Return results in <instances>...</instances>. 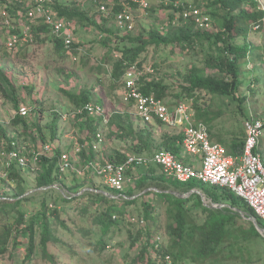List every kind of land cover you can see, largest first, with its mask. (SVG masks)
Here are the masks:
<instances>
[{"label": "rangeland", "instance_id": "1", "mask_svg": "<svg viewBox=\"0 0 264 264\" xmlns=\"http://www.w3.org/2000/svg\"><path fill=\"white\" fill-rule=\"evenodd\" d=\"M149 1L151 9L147 14L138 9L134 15L135 27L128 32L119 28L113 17L105 18L93 3L80 4L78 8L86 11L88 17L85 23L75 20L79 26L80 50L75 49L74 53L66 55L56 52L53 35L47 27L39 30L32 44L8 52L4 44L2 12L5 0H0V149L3 141L14 140L25 151L36 150L43 142H49L56 147L54 152H68L73 163L65 171L62 182L45 185L42 183L41 158L33 159L28 168L19 169L14 164L6 168L0 162V232L4 223L10 221L21 241L15 246L13 231L0 264H142L139 256L153 237L160 234L167 248L173 241V235L167 229L172 221L168 217V203L155 201L157 208L153 218H148L147 228L151 227L148 234L135 223L117 222L114 217L108 226L102 212L111 205L121 209L113 214L137 217L145 213V207L150 203V191L182 196L195 189L204 195V200L197 191L185 198L196 194L205 206L231 210L229 234L223 241V250L216 252L211 259L193 261L188 256L174 264H264V233L243 217L231 197L217 191L212 193L199 184L191 190L176 186L171 183L172 177L156 164L131 170L129 176L134 175L135 179L128 181L120 193L106 185L88 167L93 161H110L115 152L148 155L178 137V132L166 125L142 123L132 106L123 100L124 75L119 81L112 71L114 61L121 55L115 47H123L127 42L122 40L125 37L143 35L148 38L156 30L168 41L150 45L138 61L139 69L143 75L151 74L150 79L165 86L167 103L189 104L194 118L205 121L212 138L228 149L235 139H244L247 119L264 116V17L260 28L253 17L239 15L235 18L232 43L245 47L246 52L240 61L234 93L219 95L197 90L193 97L184 89L187 86L185 74L193 67H198L204 75L225 76L229 82L234 79L207 64L228 52L227 43L215 37L224 29L225 10L215 4H206L205 0H183L204 3V8L212 13L215 26L213 32L199 37L194 48L183 50L172 38L184 36L183 30L188 28L186 24L178 22L172 8L161 0ZM257 1L264 11V0ZM244 7L251 9L250 4ZM236 14H239L238 10L234 12ZM5 86L14 90L12 95L7 93ZM81 93H86L91 102L102 104L109 116L107 123L94 120L96 131L89 127V118L79 119L73 115L75 95ZM22 106L30 110L26 117L19 112ZM98 131L103 135L101 142L95 139ZM81 142L88 143L90 160L86 162L75 151ZM260 148L264 159V133ZM141 149L143 151L139 153ZM15 173L18 176H14ZM91 192L104 195L109 202L106 198L71 200ZM61 197L70 200L64 203ZM189 202L199 224L212 223L209 220L211 212L196 206V199ZM14 203L25 213L22 223H18L20 213L17 208H12ZM51 204L57 205L58 210L63 209L62 213H56ZM31 225L34 227L32 235L26 232ZM47 231L51 240L43 246ZM32 241L36 248L35 257L27 261ZM45 252L53 258L47 257ZM147 259L148 251L144 264H150Z\"/></svg>", "mask_w": 264, "mask_h": 264}, {"label": "built area", "instance_id": "2", "mask_svg": "<svg viewBox=\"0 0 264 264\" xmlns=\"http://www.w3.org/2000/svg\"><path fill=\"white\" fill-rule=\"evenodd\" d=\"M66 1L76 6L82 3H93L105 18L113 17L117 26L126 32L134 29V15L137 10L147 14L152 6L149 0H118L117 3L120 5L118 10L115 8L116 3L112 0H5L2 7L5 49L13 53L21 47L32 44L36 41L37 25L44 24L54 37L60 39L65 49L71 51L76 45V49L80 50V46H77V43H80L77 36L79 29L77 22L61 17L56 10L58 3ZM161 1L166 6L173 5L176 8L173 9L178 22L192 21L204 32L215 30L214 19L204 8V3H190L183 0ZM138 65V61L133 63L124 73L123 100L132 106L136 117L144 124L151 125L159 122L177 129L183 136V149L186 154L193 157V162H186L169 150L159 149L152 155L129 153L123 162L93 161L88 165L93 174L110 188L121 193L128 181H132L128 171L154 163L159 165L167 176L180 182L198 181L230 189L244 199L264 222V161L260 148L264 133V116L249 118L245 121L243 153L240 156H233L225 145L211 138L209 127L204 121L194 118L189 104L180 102L170 105L155 94L144 93L139 86L143 73ZM19 112L26 117L30 110L27 106H22ZM73 115H84L92 121L102 120L105 123L109 120L103 105L94 102L76 107ZM95 139L99 142L103 140L100 131L96 133ZM87 145L88 143L79 144L75 151L78 153ZM55 148L54 144L43 142L38 149L25 151L21 150L14 140L8 143L3 141L0 162L6 168L13 164L20 168H28L33 159H38L42 155H53ZM196 160H199L200 167L194 165ZM58 166L61 172L73 166L68 152H61ZM51 206L54 205L51 204ZM131 218L135 225L146 226L147 224L144 217ZM153 243L158 248L161 247L163 240L160 235L154 237ZM152 258L154 264H174L171 254L163 253L162 250L155 253Z\"/></svg>", "mask_w": 264, "mask_h": 264}, {"label": "trees", "instance_id": "3", "mask_svg": "<svg viewBox=\"0 0 264 264\" xmlns=\"http://www.w3.org/2000/svg\"><path fill=\"white\" fill-rule=\"evenodd\" d=\"M117 1V0H116ZM210 3H209V2ZM206 4H215L217 6L222 7L225 10L224 15V27L221 32L215 35V37L222 41L223 43H227V54L225 56H219L217 59L208 61V65L211 67H215L216 69H220L221 72H225L228 76H232L234 79L233 81H228L225 76H217V75H204L200 72L198 67H193L187 74H185V83L187 86L184 88L188 91L189 95L194 97V93L197 90H206L215 94L219 95H231L234 93L235 86H236V79L238 78L239 70H240V61L245 56V47H242L240 45H236L232 43L233 34H231L232 31L235 29V18L240 16L243 17H253L254 23L257 24V27L260 28L261 21L264 17V11L261 9L260 5L258 4L257 0H205ZM245 4H250L251 9L248 10L244 6ZM173 10V15L175 14V11L173 8V5L169 6ZM117 10L120 8V5L116 2ZM176 9V8H175ZM58 15L61 17L67 18V19H73L76 21H79L81 23H85L84 20H88L87 12L78 8L75 4H73L70 1L58 3L56 7ZM239 14L234 15V12L237 11ZM212 14V13H210ZM187 30H183V35L176 36L172 38V41L175 40L177 45H181V48L183 50L186 49H192L196 46L197 42L199 41V37L201 35H207L209 32H204L197 28L195 24L192 21H188L186 23ZM36 26V25H35ZM37 31H36V37L39 34V30L46 29V26L44 24L37 25ZM209 36H212L211 34H208ZM53 40L55 43V49L56 52L64 54H69L70 52H73L76 49V45L74 49L71 51H68L64 48L63 44L61 43L60 39L53 36ZM122 40H126V44L123 47H115L116 50H119L121 55L119 59H116L113 64V75L115 79L121 80L123 77L125 71L132 65L133 63L140 61L142 54L148 49L150 45H160L161 43H168V41L161 37L160 34L154 30L149 35L148 38H144L143 35L138 36H129L125 37ZM170 41V42H172ZM81 43H77V46H80ZM23 48V47H21ZM20 48V49H21ZM18 49V50H20ZM77 50V49H76ZM140 63V62H139ZM151 74H145L141 77L139 81L140 89L147 94H155L158 98H161L163 100L166 96L165 92V86L162 85L160 82H157L154 79H150L149 77ZM1 85L2 82H1ZM6 88V86L4 87ZM6 91L8 94L12 95L14 90L9 88V86L6 88ZM75 108L78 106H82L88 102H91V99L89 96H87L86 93H81L80 96L75 95ZM204 117V115H201ZM77 118H85L88 119L84 115H76ZM90 120V119H89ZM199 120V119H197ZM203 121V120H202ZM26 121H24L25 123ZM205 122V121H204ZM206 123V122H205ZM207 124V123H206ZM153 125H163L162 123H155ZM208 125V124H207ZM89 127L92 130L97 129V125L94 121L90 120ZM209 127V126H208ZM1 130V129H0ZM94 131V133H95ZM210 131V128H209ZM211 133V131H210ZM95 135V134H94ZM178 137L171 140L170 143L160 149H165L173 152L176 156H180V153L183 150V136L179 133L177 134ZM211 135V134H210ZM212 138V135H211ZM245 138V136H244ZM213 139V138H212ZM214 140V139H213ZM85 142H81L83 144ZM243 147H244V139L242 141H237L236 139L232 141L230 144L229 153L233 156H240L243 153ZM143 150L141 149L139 153H141ZM115 156H112L110 161L114 162H123L126 159V155L129 153H121V152H115ZM61 154L60 150L58 153H54L51 156L42 155L39 158H41L42 166H43V175H42V183L45 185L53 184L55 182L61 181L64 178L65 172L59 171V155ZM147 154V153H146ZM79 157H83V160L86 162L89 159V154L87 153V148H83L80 152L77 153ZM72 159V158H71ZM94 160V159H92ZM264 161V159H263ZM17 169L18 166L15 165ZM138 168V167H136ZM133 170V169H132ZM131 171V170H130ZM130 171H128L130 173ZM14 176H18V173H15ZM134 175H131L132 180L135 179L133 177ZM12 175L9 177L11 178ZM62 182V181H61ZM171 183L175 184L176 186H181L182 188L186 190H191L194 188V185L199 184L202 185L204 189L210 191L213 193V191L220 192L227 197H231L233 199V205L237 206L242 211L246 212L248 215L255 216L260 223L264 227V222L256 215V213L253 211V209L246 203L244 199L237 196L234 192H232L230 189L226 187H221L219 185H212V184H204L198 181H189V182H180L177 179L172 177ZM87 194L84 196L81 194L80 196L71 199V200H81L80 198H83L85 201L91 199V200H99L104 199V195H96L93 194ZM148 195L150 196V203L146 205L145 207V213L143 215H138L141 217H144L148 224V218H153L154 211L156 210V204L155 201H163L164 203H168V217L170 220L167 226L168 232L173 235V241L169 248L165 247L164 244L161 245L160 248L156 246L155 243H153L154 237L151 240L152 242L148 243L147 249L142 251L141 255L139 256L140 259H142V264L145 263L144 256L146 251H148V259L147 262L150 264H154L153 262V255L155 253H158L159 251H163V253H169L171 254L174 262H178L179 259H184L188 256L192 257L193 261L198 260H208L211 259L216 252H221L224 248V242L226 239V234H229L228 226L229 221L232 218V215H230L231 210L230 209H219L215 210L208 206H205L203 202L200 199L199 195L193 194L192 197L184 198L176 196L175 194L166 193V192H148ZM62 201L66 203L68 200L66 197H61ZM196 199V206L200 207L205 212H211L212 215L210 216V221L205 222L203 224H199L195 215L193 214V210L189 206V201ZM109 202V200L107 199ZM135 201V200H134ZM134 201H132L134 203ZM54 207V211L58 214H61L63 209L58 210V206H52ZM12 208L18 209V212L20 213V218L18 220V223L23 222V217L25 215L24 211L22 209H19V205L17 203L12 204ZM113 211H121L120 208H116L115 206L111 205L109 207H106V209L102 212V215L104 218H107V224H111L113 222L114 215H116L115 221L117 222H132V218H127L126 214H113ZM58 214L56 216H58ZM104 220V219H103ZM138 226L139 229L145 233H149L151 230V227L148 226ZM253 229H255L253 227ZM28 230V229H27ZM13 226L11 225L10 221H7L4 223V229L0 232V258L7 252L8 250V243L11 239V235H13ZM15 232V238L14 243L15 246H18L21 244L20 241V235H18V231ZM29 232L30 235L34 233V227L31 225L29 227V230L26 231ZM24 232V233H26ZM259 234V233H258ZM160 235V234H159ZM231 235V234H230ZM50 232L47 231L44 235V238L42 240L43 246H46L47 242L50 239ZM105 246V243L102 244V247ZM29 251L27 253V258L29 260L33 259L35 257L34 250L35 244L34 241L31 242V245L29 247ZM45 255L47 257H52L51 255L47 254L45 252ZM24 264V262L22 263Z\"/></svg>", "mask_w": 264, "mask_h": 264}, {"label": "water", "instance_id": "4", "mask_svg": "<svg viewBox=\"0 0 264 264\" xmlns=\"http://www.w3.org/2000/svg\"><path fill=\"white\" fill-rule=\"evenodd\" d=\"M195 191H197L199 194H201L203 200L205 199L204 195H203L199 190H196V189H195V190L191 191L190 193H193V192H195ZM190 193H188L187 195H182V196H180L179 194H176V195H178L179 197H184V198H185V197H188V196L190 195ZM238 210H239V212L243 215V217H245L246 219L251 220V221L254 223L255 227H256L260 232L264 233V227H261V226L259 225L258 220H257V218H256L255 216L248 215L246 212L242 211L241 209H238Z\"/></svg>", "mask_w": 264, "mask_h": 264}, {"label": "crops", "instance_id": "5", "mask_svg": "<svg viewBox=\"0 0 264 264\" xmlns=\"http://www.w3.org/2000/svg\"><path fill=\"white\" fill-rule=\"evenodd\" d=\"M142 122V121H141ZM143 123V122H142ZM151 125H153V124H151ZM169 127V126H168ZM169 128H171V127H169ZM171 129H174V128H171ZM174 130H176L177 132H178V130L177 129H174ZM178 134H179V132H178ZM182 135V134H181ZM159 150V149H158ZM157 151V150H156ZM154 153V152H153ZM153 153H150V154H148V155H152ZM181 159H183L184 161H186V162H193V157L192 156H190V155H188V154H186V152L184 151V149L182 150V152L180 153V156H179ZM152 164H154V163H152ZM157 165V164H156ZM194 165L195 166H197V167H200V162H199V160H196L195 162H194ZM159 166V165H158ZM160 167V166H159ZM161 168V167H160Z\"/></svg>", "mask_w": 264, "mask_h": 264}, {"label": "bare ground", "instance_id": "6", "mask_svg": "<svg viewBox=\"0 0 264 264\" xmlns=\"http://www.w3.org/2000/svg\"><path fill=\"white\" fill-rule=\"evenodd\" d=\"M151 69V68H150Z\"/></svg>", "mask_w": 264, "mask_h": 264}]
</instances>
